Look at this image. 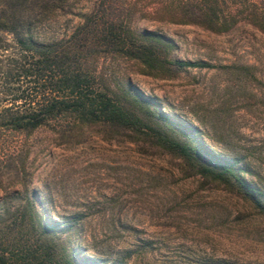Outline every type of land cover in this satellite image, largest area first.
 Segmentation results:
<instances>
[{"label":"rangeland","instance_id":"rangeland-1","mask_svg":"<svg viewBox=\"0 0 264 264\" xmlns=\"http://www.w3.org/2000/svg\"><path fill=\"white\" fill-rule=\"evenodd\" d=\"M94 1L69 0L37 26L38 38L68 37ZM135 1L136 32L161 33L173 42L171 55L209 65L148 72L134 59L101 54L102 81L118 93L130 82L148 95L172 119L173 135L194 134L236 161L264 202V31L244 21L225 32L162 21L139 10L152 0ZM223 1L238 16L250 4L264 7V0ZM68 120L9 131L6 148L26 144L27 192L61 226L50 236L77 256L93 264H264V210L241 189L193 173L143 134Z\"/></svg>","mask_w":264,"mask_h":264},{"label":"trees","instance_id":"trees-1","mask_svg":"<svg viewBox=\"0 0 264 264\" xmlns=\"http://www.w3.org/2000/svg\"><path fill=\"white\" fill-rule=\"evenodd\" d=\"M68 1L0 0V264H93L90 256H77L73 247L50 236L61 226L51 224L39 198L27 192L26 144L6 148L9 131L61 125L63 117L143 134L182 157L193 173L241 189L264 210L259 188L240 174L236 161L211 151L194 134L173 135L168 114L151 106L150 97L130 82L120 93L108 87L95 60L117 54L138 61L148 72L209 64L171 55L173 42L161 33L136 32L130 25L138 9L135 0H95L68 37L38 38L37 26ZM226 7L223 0H152L141 3L139 10L214 32L228 31L241 21L264 31V13L258 12L264 7L250 4L244 16L225 12ZM18 186L24 195L18 194Z\"/></svg>","mask_w":264,"mask_h":264}]
</instances>
